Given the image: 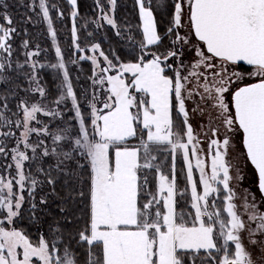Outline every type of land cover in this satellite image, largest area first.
<instances>
[{
	"label": "snow or ice",
	"instance_id": "obj_1",
	"mask_svg": "<svg viewBox=\"0 0 264 264\" xmlns=\"http://www.w3.org/2000/svg\"><path fill=\"white\" fill-rule=\"evenodd\" d=\"M66 3L67 60L63 9L27 5L54 49L41 62L48 50L16 45L21 22L0 0V264H264V0H134L135 24L94 0L85 25L109 26L124 58L82 46ZM81 61L77 93L68 65Z\"/></svg>",
	"mask_w": 264,
	"mask_h": 264
},
{
	"label": "trees",
	"instance_id": "obj_2",
	"mask_svg": "<svg viewBox=\"0 0 264 264\" xmlns=\"http://www.w3.org/2000/svg\"><path fill=\"white\" fill-rule=\"evenodd\" d=\"M11 9L15 10L14 12V23L15 22H21L16 24L18 27V30L20 31V35L16 38V45L18 46L20 42L23 39H29L31 41V47L35 48L36 45H39L41 49H47V53H42L39 59L41 62H55V55L54 50L50 47V42L48 40H42L40 41V38L38 36V27L36 24L27 23L24 24L22 21L27 20L29 17H32L30 12H28L27 8L23 6L24 0H9ZM118 5L115 11V16L118 23L122 24V19L125 18L126 21H130L131 23L135 24L138 21V17L136 14V9L134 6V0H117ZM50 3H57L64 11V18L59 19L56 16V13L53 12V22L54 26L57 30V37H59V45L62 48V50L65 53L66 60L75 58L73 57L72 50L66 49V46L64 44V37L69 38L71 37L70 29H71V18H70V12L71 8L67 5L66 0H50ZM132 5V9L130 10V6ZM78 10H79V17L77 18L78 26H80V38H81V45L84 46V44L90 43V39H85L87 36V33L91 31V25L88 24L86 28L83 29V25L86 21H88L90 18L94 17L95 15V4L94 0H78ZM129 14L131 17H129ZM128 17V18H127ZM125 21V22H126ZM27 28L28 33L25 36L23 29ZM103 31V38H99L98 42L101 43L102 48L107 52L109 48H118L119 54L122 58H124L125 53L127 51L126 47L122 45L117 44V38L114 35V32L112 29L109 28V26L104 25L102 27ZM93 36H96L94 32ZM66 41L65 43H67ZM70 42H68L69 45ZM20 59H23L21 56ZM72 77V82L75 90L77 93L81 91V85L82 87L86 86L87 77L91 75V66L88 61H81L79 65H68ZM42 75L45 77V82L48 84L50 89H55V84L57 81L55 80V76L53 73V70L51 69H44L42 70ZM79 78V79H77ZM181 165L178 163L177 167L179 168ZM16 228L18 229H24L26 233L30 236V239L33 243H36L40 233L37 232V226L32 225L27 219H24L22 221H19L16 225ZM42 231H46V226Z\"/></svg>",
	"mask_w": 264,
	"mask_h": 264
},
{
	"label": "rangeland",
	"instance_id": "obj_3",
	"mask_svg": "<svg viewBox=\"0 0 264 264\" xmlns=\"http://www.w3.org/2000/svg\"><path fill=\"white\" fill-rule=\"evenodd\" d=\"M6 2L7 3H9V5H10V2H9V0H6ZM37 2H38V0H37ZM32 3V0H24V2H23V6L24 7H26L27 8V10H28V12H30V14H31V18H32V22H33V24H36L37 25V27H38V36H39V38H40V41H42V40H48L49 42H50V47L52 48V44H51V38L48 36V34H47V25L42 21V19H40L39 17H37V15H36V13L37 12H39V8L37 7L36 8V10H35V12L34 11H32V10H30L28 7H27V5H29V4H31ZM117 5H118V2H117ZM69 6V5H68ZM70 7V6H69ZM130 8V10L132 9V5L129 7ZM10 11H11V13H12V15L14 16V12H15V10H13V9H11V7H10ZM70 14V13H69ZM97 15V9H96V11H95V15H94V17H92V18H90L88 21H91V20H93L94 18H95V16ZM129 17H131V15L129 14ZM128 18V17H127ZM126 20H125V18H123L122 19V24L125 22ZM31 22V23H32ZM90 25H91V31H89V32H94L95 34H96V36H93L92 38H90V43H92V42H98V39L99 38H103V31H102V28H97L96 27V25H94V24H91V23H89ZM86 26L87 25H83V29L84 28H86ZM88 32V33H89ZM59 41H60V39H59V37H57V42H58V44H59ZM63 41H64V44L65 45H67L66 46V49H68L69 50V48H70V50H72L71 52L73 53L74 52V49L72 48V46H71V37H69V38H65L64 37V39H63ZM66 41H68V42H70L69 43V45H68V42L67 43H65ZM53 49V48H52ZM54 50V49H53ZM90 54V53H89ZM90 63V62H89ZM90 66H91V64H90ZM245 82H251V81H245ZM87 84H88V82L86 83V86H87ZM83 85V84H82ZM82 85H81V89H82ZM205 147H206V145H205ZM253 180H254V177H253V172H252V169H251V167H249V168H247L246 170H245V173H244V179L242 180V182H241V184L239 185V189H240V191L241 192H243V190L245 189V188H252V189H254V184H253ZM7 227H12V225H7Z\"/></svg>",
	"mask_w": 264,
	"mask_h": 264
}]
</instances>
